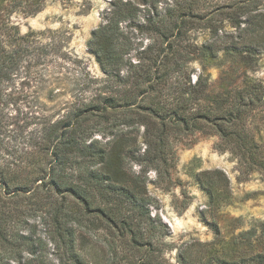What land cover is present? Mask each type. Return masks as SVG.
<instances>
[{
  "label": "trees",
  "instance_id": "16d2710c",
  "mask_svg": "<svg viewBox=\"0 0 264 264\" xmlns=\"http://www.w3.org/2000/svg\"><path fill=\"white\" fill-rule=\"evenodd\" d=\"M56 1L71 2L0 0V264H42L39 250L46 245L34 236L35 223L29 221L37 211L59 264H96L87 259L90 252H82L80 240L85 231L97 228L98 221L113 235L111 247L119 242L150 252L156 245L153 230L157 228L161 237L168 227L150 214L153 199L146 172L168 174L173 143L183 135H215L216 149L264 174V77L248 74L264 53V0H226L212 8L210 32L215 38L221 30L222 41L219 47L212 40L200 48L209 57L222 51L225 58L214 81L208 73H200L195 81L176 74L183 73V64L173 43L185 28L183 15L193 13L190 7L177 13L168 8L156 22L158 0H111L104 21L87 41L104 73L92 80L94 93L63 114L46 115L40 103L38 114L18 125L10 111L19 99L18 85L38 77L37 96L46 88L41 72L31 70L30 63L41 61L46 48V67L61 66L68 57L63 49L67 38L64 31L46 30L44 45L37 32L21 34L9 18L17 12L34 15ZM139 4L147 13L145 22L136 24ZM124 22L155 34L165 48L150 46L132 63ZM197 58L195 50L188 60ZM141 126L143 150L138 143ZM96 135L108 139L101 141ZM131 162L142 165L139 173L132 171ZM216 172L225 183L222 172ZM201 184L215 204L224 189L214 178L206 183L202 179ZM208 223L219 233L215 221ZM158 243L164 242L159 238ZM144 264L169 263L147 259ZM199 264H264V224L258 233L250 229L237 240L228 239L220 255L207 254Z\"/></svg>",
  "mask_w": 264,
  "mask_h": 264
},
{
  "label": "rangeland",
  "instance_id": "374dc122",
  "mask_svg": "<svg viewBox=\"0 0 264 264\" xmlns=\"http://www.w3.org/2000/svg\"><path fill=\"white\" fill-rule=\"evenodd\" d=\"M225 1L158 0L159 15H153L156 22L167 13L168 8H173V12L177 13L190 7L193 12L183 15L185 28L173 43L180 55L179 62L183 64V73L176 72L179 79L187 74L195 81L200 73H208L211 81L218 78L225 62L222 51H217L215 57H209L200 47L212 40L218 47L221 44V30L213 38L208 20L212 8L221 6ZM110 2L71 0L69 4H64L56 1L47 3L34 15L25 16L18 12L10 15V24L16 25L21 34L37 32L44 45L46 30L64 31L67 38L63 49L68 52V57L61 66L53 69L55 65L49 63L46 67V48L43 61H39L44 62V66L39 62L30 63L31 70L41 72L43 80L40 82L46 88L37 96L38 92L34 90L40 84L38 77L36 81L27 80L23 85H18L15 96H19V99L10 110L18 125H22L31 114H38L40 103L44 104L46 115L52 112L63 114L94 93L96 84L92 80L100 79L104 73L94 55L88 51L87 41L92 31L104 21ZM139 7L141 11L138 12L136 24L144 23L147 13L142 9L143 5L139 4ZM121 26L127 30L131 40L127 55L132 63H136L140 52L150 46L157 50L165 48V44L155 34L132 26L126 27V22ZM195 50L198 58L189 61ZM248 74L254 78L264 77V53L253 63ZM49 89H53L52 94L48 93ZM11 127L17 129L14 125ZM142 132L143 126L138 134L141 150L145 148ZM96 137L101 141L108 139L101 135ZM217 140L215 135L202 133L183 135L173 143L174 155L168 160L172 162V165L167 166L168 174L159 176L155 170L147 169L146 188L153 199L149 204L150 214L158 216L168 227L166 234L161 237L157 228L153 230L152 238L156 245L150 252L143 247L136 249L119 242L114 248L111 247L108 242L113 235L98 221L97 228L85 231L84 238L80 240L82 252H90L87 259L96 264H144L147 259L154 262L166 260L169 264H199V260H205L207 254L216 252L220 255L224 242L230 238L239 239L242 231L256 229L258 233L260 224H264V174L244 168L228 151L216 149ZM130 164L135 173L141 171L142 165ZM216 171L226 177L225 183L218 179L220 174ZM210 178H214L219 187L224 189L215 204L210 203L207 190L201 184L202 179L206 183ZM22 203L34 210L25 200ZM37 214L29 221L35 223L34 236L40 237L46 245L45 249L39 250L42 264H59L47 225L39 211ZM210 220L216 222L219 233L216 234L208 223ZM26 232H30L29 229ZM159 238L164 242L163 246L158 243Z\"/></svg>",
  "mask_w": 264,
  "mask_h": 264
}]
</instances>
